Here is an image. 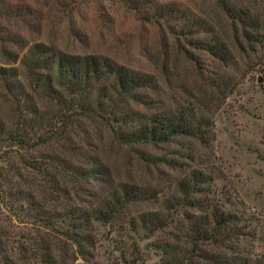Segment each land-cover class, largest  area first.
<instances>
[{
  "label": "rangeland",
  "instance_id": "1",
  "mask_svg": "<svg viewBox=\"0 0 264 264\" xmlns=\"http://www.w3.org/2000/svg\"><path fill=\"white\" fill-rule=\"evenodd\" d=\"M150 2L202 16L212 31L173 32L148 13L145 0H0V66L19 71L0 78L1 120L7 128L22 90L32 97L22 100L25 105L31 99L41 110L57 105L45 96L46 70L37 67L31 75L21 65L33 43L73 56L105 57L149 76L145 86L129 93L112 91L111 78L76 94L54 83L65 99L74 95L78 103L58 143L26 154L0 145V153L8 150L0 160V240L6 237L1 231L17 234L18 242L8 243L17 264L33 261L19 258L21 242L29 243L23 237L48 239L36 215L43 212L49 219L54 210L96 208L110 195L119 197L118 213L108 222L91 218L87 234L93 238L81 241V248L66 256L52 250L64 261L58 264H264V23L260 29L248 27L234 19V8H220L214 0ZM230 3L255 9L264 19V0ZM218 36L227 47L224 60L188 43ZM37 77L45 88L39 93L29 89ZM156 112L182 117L188 133L166 141L135 135ZM49 114L42 123L48 125ZM53 154L75 167L91 166L95 175L81 177L80 190H52L55 168L37 171L30 159ZM39 179H44L40 187ZM125 187L145 192L122 201ZM213 209L231 214L220 229H214ZM69 218L56 217L55 225L64 228Z\"/></svg>",
  "mask_w": 264,
  "mask_h": 264
},
{
  "label": "trees",
  "instance_id": "2",
  "mask_svg": "<svg viewBox=\"0 0 264 264\" xmlns=\"http://www.w3.org/2000/svg\"><path fill=\"white\" fill-rule=\"evenodd\" d=\"M215 4L223 9L234 8V19L245 23L248 27H257L260 29L261 24L264 23V19L260 18V14H256L254 10L247 9L242 6L237 7L230 3V0H214ZM145 3L149 4V14L152 11V17L158 20H162L166 23L167 27H170L171 31L179 30L180 35L191 34L192 29L198 31L204 30L211 32V26H209L202 16L190 15L186 10L179 6H175L170 3L152 4L150 0H145ZM254 13V14H253ZM172 19H181L180 24L170 25ZM207 29V30H206ZM194 39V40H193ZM190 45L200 49H206L211 53H215L221 60L226 58L228 51L225 46L223 38H202L195 37L188 40ZM23 68H27V71L31 72V75L35 74V68L41 67L46 70L44 79L49 83L48 90L45 92L46 99L50 98L51 101L56 102V106H46L50 110H41L40 105L34 103L33 100H29V103L24 104L22 101H27L31 95H27L22 90L20 99L16 101V106L11 107L10 110L14 112L11 119L12 123L7 128L3 120H1L0 110V145L5 143L7 149L16 146L18 149L32 152L38 147L49 146V142L58 143L61 134L66 130L67 125L70 123V117L73 113V109L78 103H76L74 95L69 98V101L63 97V95L54 86V83L66 87L70 93H82L93 90L94 84L98 83L101 79L107 80L111 78L110 89L116 91L117 88L123 93H129L133 89L143 87L149 81V76H142L132 70L114 64L111 60L105 57H97L94 55L73 56L69 53L57 50L49 49L45 44L36 42L33 43L27 50V53L20 60ZM37 73V72H36ZM19 71H15L12 67L0 66V78L5 76L18 75ZM36 79V78H35ZM44 80V84H45ZM42 79L39 81L37 77L36 82L32 85L29 84V89L33 92L39 93V90H44L42 87ZM41 82V83H40ZM106 87L98 88L105 90ZM50 92V94H49ZM55 93V94H54ZM48 94V95H46ZM52 94V95H51ZM54 94V95H53ZM108 93L106 92V96ZM39 101V100H37ZM65 101V103H64ZM23 103V104H20ZM46 104V103H45ZM42 103V105H45ZM52 113V118L49 120L48 125L42 120L47 114ZM50 115V114H49ZM44 117V118H43ZM47 119V118H46ZM39 123V124H38ZM38 124V125H37ZM189 128L181 118H164L157 112L153 115V120L146 125L140 126L135 135L141 137L142 140H155L166 141L169 140L175 134H186ZM132 135L134 133L132 132ZM4 136V137H2ZM50 147V146H49ZM42 148V147H41ZM8 150H2L0 153V160L6 159ZM15 150V149H14ZM17 150V149H16ZM56 153H59L56 151ZM62 154V152L60 153ZM59 155L53 154V156H32L30 159V165L33 168H37L40 171L42 167L52 165L55 168L57 174L50 182L52 183V190H61L60 193H66L65 190H80V178L84 176H94L95 168L90 167H75L71 162L62 157L58 159ZM1 169V165H0ZM20 175V171L16 172ZM1 175V171H0ZM57 176V178H56ZM195 180V178H193ZM44 179L36 180V185H39ZM185 193L195 192L196 190H180ZM144 190H136L135 188L125 187L122 191L120 199H137L144 194ZM115 194H112V196ZM119 197H111L102 206L96 208H76L68 210H54L51 213L49 219L45 218L43 212L40 215H36L37 219L43 221L42 227L43 233L47 234L48 239H44V236L38 238L31 234L23 237V239L29 240V243L25 244L21 242L19 246V252L21 253L19 258L23 261L29 259L32 264H35L36 258L39 264H58L64 263L63 260L57 259L56 255L52 256V250L59 248L62 250V254L68 255L69 250L79 247L81 248V241H86L88 238H93L87 234L90 224L88 221L92 218L101 222H108L112 220L114 215L118 213ZM38 209L33 212L36 213ZM62 215L70 216L69 223L64 228H58L55 225L54 219L61 217ZM212 223L214 229L222 228L231 219V214L218 213L214 209L211 211ZM85 222V223H84ZM209 223V222H208ZM41 225V224H39ZM40 232V230H38ZM42 234V233H41ZM1 235H5V239L1 238L0 247V264H17V258L12 254L13 247H9L8 243L15 242L17 236L14 231L2 232ZM11 240H10V238ZM16 239V240H15ZM38 239V240H37ZM24 240V241H25ZM22 241V240H21ZM18 242V241H17ZM27 245V246H26ZM75 252V250H73ZM23 253V255H22Z\"/></svg>",
  "mask_w": 264,
  "mask_h": 264
}]
</instances>
